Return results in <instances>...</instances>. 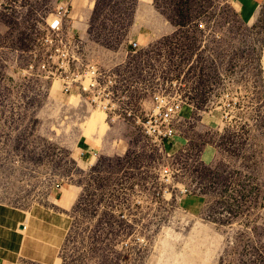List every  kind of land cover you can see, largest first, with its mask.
Listing matches in <instances>:
<instances>
[{
    "label": "rangeland",
    "instance_id": "374dc122",
    "mask_svg": "<svg viewBox=\"0 0 264 264\" xmlns=\"http://www.w3.org/2000/svg\"><path fill=\"white\" fill-rule=\"evenodd\" d=\"M66 1L0 3V211L13 215L0 234L55 210L61 188L75 198L61 264H264V5L245 24L233 0H157L168 35L136 51V2L93 5L82 53L121 77L132 109L163 91L184 101L167 154L134 122L110 124L28 73Z\"/></svg>",
    "mask_w": 264,
    "mask_h": 264
},
{
    "label": "built area",
    "instance_id": "2783aa9c",
    "mask_svg": "<svg viewBox=\"0 0 264 264\" xmlns=\"http://www.w3.org/2000/svg\"><path fill=\"white\" fill-rule=\"evenodd\" d=\"M1 1L3 0L0 3ZM69 14V5L60 3L50 15L47 32L39 42L36 59L29 66L28 73L37 79L57 82L64 96L76 95L83 106L91 109L101 107L110 124L134 122L154 145L169 154L168 146L175 145L170 143L178 135L185 105L181 96L178 92H160L154 96L151 109L144 114H137L130 104L129 91L124 92L122 89L124 86L121 77L84 58L82 40L67 28ZM130 48L138 50L139 43L131 42ZM235 105L232 99L224 101L220 107L221 116L231 117ZM171 173L168 168L165 169V181H170ZM186 191L188 190L184 189L181 192Z\"/></svg>",
    "mask_w": 264,
    "mask_h": 264
},
{
    "label": "crops",
    "instance_id": "0c3cea01",
    "mask_svg": "<svg viewBox=\"0 0 264 264\" xmlns=\"http://www.w3.org/2000/svg\"><path fill=\"white\" fill-rule=\"evenodd\" d=\"M98 0H87L86 4H75L74 0L66 2L70 7L67 28L86 42L92 28L94 4ZM136 2L135 29L132 41L139 43V49L165 39L168 35L167 24L155 8L157 0H131ZM239 18L243 23L250 24L256 20L264 0H233ZM140 12V13H139ZM140 15L142 21L137 19ZM138 20V21H137ZM87 48V46H86ZM88 48H91L88 46ZM138 49V50H139ZM67 191L57 188L54 199V209L43 208L29 212L24 222L13 229L12 239L7 238V228L0 234V264H20L27 261L36 264H61V251L65 246L69 231L72 228L70 210L74 207L75 198ZM186 211V210H185ZM3 212V211H2ZM0 211V213L2 214ZM0 219L12 224L13 215L4 211ZM29 220L30 228H29ZM5 227V226H3ZM28 227V228H27ZM15 235V238H14ZM9 256H11L9 258Z\"/></svg>",
    "mask_w": 264,
    "mask_h": 264
},
{
    "label": "bare ground",
    "instance_id": "6f19581e",
    "mask_svg": "<svg viewBox=\"0 0 264 264\" xmlns=\"http://www.w3.org/2000/svg\"><path fill=\"white\" fill-rule=\"evenodd\" d=\"M71 102H73L72 104H76V103H74V102H75L74 100H72ZM94 108H96V109H98V110H100V111L103 112V110H102L101 107H94ZM104 113H105V112H104ZM99 115H100V114H99ZM100 116H102V118H103V115H100Z\"/></svg>",
    "mask_w": 264,
    "mask_h": 264
}]
</instances>
